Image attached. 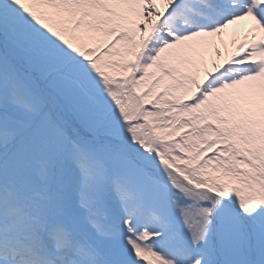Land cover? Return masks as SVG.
<instances>
[{
    "label": "snow or ice",
    "instance_id": "1",
    "mask_svg": "<svg viewBox=\"0 0 264 264\" xmlns=\"http://www.w3.org/2000/svg\"><path fill=\"white\" fill-rule=\"evenodd\" d=\"M0 264H264V0H0Z\"/></svg>",
    "mask_w": 264,
    "mask_h": 264
},
{
    "label": "bare ground",
    "instance_id": "2",
    "mask_svg": "<svg viewBox=\"0 0 264 264\" xmlns=\"http://www.w3.org/2000/svg\"><path fill=\"white\" fill-rule=\"evenodd\" d=\"M241 31H243L242 26H232L222 36L213 38V43L204 48L202 55L209 67L211 62L225 57L235 42L242 39L243 34L241 35Z\"/></svg>",
    "mask_w": 264,
    "mask_h": 264
}]
</instances>
